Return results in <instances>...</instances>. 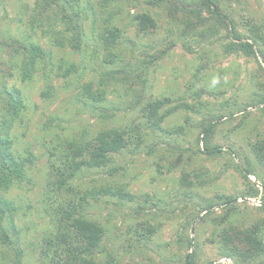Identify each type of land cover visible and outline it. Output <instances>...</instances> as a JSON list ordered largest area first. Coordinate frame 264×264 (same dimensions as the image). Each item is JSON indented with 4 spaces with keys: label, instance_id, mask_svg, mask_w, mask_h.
<instances>
[{
    "label": "rangeland",
    "instance_id": "1",
    "mask_svg": "<svg viewBox=\"0 0 264 264\" xmlns=\"http://www.w3.org/2000/svg\"><path fill=\"white\" fill-rule=\"evenodd\" d=\"M37 1L0 0V136L11 141V156L24 167L21 178L0 187V206L13 208L3 222L12 243H0V264H46L40 246L54 230L50 207L59 204L49 185L57 148L125 127L144 132L142 146L114 154L75 183L86 196V217L105 230L97 260L187 264L190 257L193 264H247L223 258L216 236L228 222L264 224V167L252 151L264 138V48L233 50L236 35L249 40L253 25H264V0H215L230 29L205 13L220 29L198 40L182 13L171 16L153 0H81L79 51L58 10L41 13ZM140 14L154 20L152 32H140ZM106 27L119 30L115 46L104 43ZM15 42L41 49L30 78L24 77L30 54ZM87 83L104 91L105 101L83 94ZM14 90L23 107L6 133L8 92ZM164 98L172 100L168 109L179 108L150 130L148 106ZM208 121L214 123L210 146L220 150L212 154L202 132ZM255 189L259 195L250 197ZM249 264H264V254Z\"/></svg>",
    "mask_w": 264,
    "mask_h": 264
},
{
    "label": "trees",
    "instance_id": "2",
    "mask_svg": "<svg viewBox=\"0 0 264 264\" xmlns=\"http://www.w3.org/2000/svg\"><path fill=\"white\" fill-rule=\"evenodd\" d=\"M81 2V0H38L36 4L37 10L41 13L58 10L56 14H60V20L66 33L69 34L71 47L75 51L81 49L85 35L83 25L85 11L80 8ZM151 5L166 6L171 16L182 13L186 17L187 32L190 34L192 32L196 40L214 36L220 29L219 26L214 27L209 24L205 13L210 14L221 27L230 29L228 19L222 14L215 0H199L196 4L184 0H153ZM136 20L142 33H150L156 28L154 20L149 15L140 14ZM204 26H208L207 32L202 28ZM196 28L200 31L197 32ZM250 34L249 40H243L236 35L233 50L254 54L256 44L264 48V25H253ZM102 37L105 45L111 47L119 42L120 33L117 28L106 27ZM15 43V46L21 47L30 54L28 66L32 70L24 71V77L30 78L38 58L42 55L41 49L32 44L27 46L23 43ZM262 55L264 54L262 53ZM82 93L91 97L95 102L105 101V92H100L98 87L94 89L91 83L82 87ZM8 95L10 97V116L3 120V129L6 133L11 127L13 119L18 116L23 107L18 90L9 91ZM261 103L264 104V98ZM170 104H172V100L169 98L155 100L149 104L145 114L148 129L161 128L160 124L165 118L179 108L176 106L168 109ZM213 129L212 121H208L202 126L205 148L210 154L220 151L218 148L210 146ZM143 140L144 132L139 127L131 128V131L127 127L123 129L108 128L101 131L92 140L80 143L65 142L57 148L58 154L51 165L49 185L52 188L51 193L54 199L57 198L56 201H59V204L52 203L49 210L54 230L46 234L42 240L41 262L46 264H112L110 261L103 263L97 260L105 230L100 224L86 217V196L76 189L75 183L82 172L106 166L114 154L130 148L138 149L142 146ZM10 147L11 141L7 137L0 136V187L4 189L9 188L14 179L21 178L24 171L23 164L15 161L11 156ZM252 151L257 162L264 167V138L252 145ZM252 173V170L247 168L245 177L249 178ZM103 192L105 194L115 193L111 192L110 188H104ZM116 194L121 195L122 192L117 190ZM249 195L256 197L259 195V190L255 189ZM226 203H230V201L227 199ZM12 209L11 206L8 208L0 206V243L9 245L12 240L3 222L7 212H11ZM230 217L231 214L228 213L227 216L220 218L218 223H225ZM228 223V227H224L216 236V242L220 246L223 258L249 264L264 254L262 235L264 224L255 223L243 228ZM187 264H193L190 257Z\"/></svg>",
    "mask_w": 264,
    "mask_h": 264
}]
</instances>
